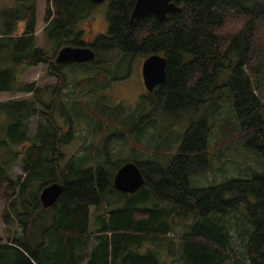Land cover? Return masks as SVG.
<instances>
[{
  "label": "trees",
  "instance_id": "16d2710c",
  "mask_svg": "<svg viewBox=\"0 0 264 264\" xmlns=\"http://www.w3.org/2000/svg\"><path fill=\"white\" fill-rule=\"evenodd\" d=\"M38 1L0 0V93H31L23 100L0 101L5 135L0 138L5 231V238L0 234V264H264V171L206 187L190 185L191 176L211 167L213 126L206 118L187 127L172 158L162 162L157 156L150 162L137 155L121 161H133L142 172L144 182L133 193L114 188L115 172L107 171L104 160L107 149L99 160L96 154L61 165V147L71 142L74 116L94 121L91 117L114 109L96 93L108 85L104 54L116 48L125 55L159 53L166 58V80L148 94L154 103L151 113L159 107L171 114L212 105L217 90L227 87L235 118L230 138L264 159V0H174L179 12L164 20L149 14L133 22L129 18L136 0H108L107 29L90 42L84 40L81 22L96 4L44 0L42 46L36 41ZM64 45L89 46L95 58L56 63ZM225 62L230 74L220 86ZM37 65L46 66L57 81L47 87L52 94L48 103L39 98L41 88L18 77L22 67ZM67 66L87 75L77 81L87 87L85 93L77 92V103L82 106L88 96L95 109L82 111L76 101L69 103L72 110L63 107L64 98L73 94L63 90ZM147 119L140 122L141 132ZM14 145L20 148L13 150ZM19 156L21 173L13 178ZM52 182L61 183L63 191L43 208L39 193ZM187 218L191 220L185 222Z\"/></svg>",
  "mask_w": 264,
  "mask_h": 264
},
{
  "label": "rangeland",
  "instance_id": "374dc122",
  "mask_svg": "<svg viewBox=\"0 0 264 264\" xmlns=\"http://www.w3.org/2000/svg\"><path fill=\"white\" fill-rule=\"evenodd\" d=\"M44 4V0H39L36 8V41L39 46H42L43 43L42 28L44 20L42 17ZM107 8L108 0L97 3L91 10L90 15L81 22L85 41L90 42L94 39V36L106 31ZM146 57L147 55L144 52L125 55L117 48L104 54L103 59L109 64L105 74L108 85L103 90L97 89V91L101 92H97L96 97L102 96L103 101L101 103L110 108L114 106V109L110 115L106 114L99 118L91 117L94 121L85 117L77 118L73 115L74 121L70 128L72 139L69 144L61 147L63 153L61 165L70 158L77 163L83 157L91 158V156L96 154L99 155L97 158L99 160L103 158V150L105 149L108 150V154L104 157V160L106 169L110 174L116 172L115 170L121 165L122 160L125 158L131 159L137 155H141L137 156L139 160L150 162L155 161L157 156H162L163 162L164 159L172 158L175 155L181 142V136L187 127L198 119L206 118L210 126H213L211 127L212 133L209 141V144L213 145L210 148L211 167L208 171L191 176V186L206 187L213 183H223L231 177L249 178L253 171H264V159L256 151L249 150L243 143L230 138L231 133L228 132V129H233L232 126L233 124L235 125L234 111L230 108L227 100L229 93L227 87L221 86L227 81L230 74V69H226L228 65L226 62L218 75L217 84L221 87L217 90V95L213 98L212 105L209 103L207 106L197 110H183L171 114L166 113L159 107L151 113L154 103H151L152 99L148 95L149 92L145 89L141 74L142 64ZM63 72L68 79L67 87L63 90L73 91L71 92L73 93L72 95L64 98V102L67 104H64L63 107L65 110H72L73 106L69 103L73 101L77 103V92L85 93L87 88L79 85L77 81L87 75L80 73L75 66H67L63 68ZM18 77L25 82H34L37 87L42 89L39 93V98L43 100V103H48L52 99L51 90L47 87L55 86L57 81L55 77L46 73V66H24L18 72ZM114 77L117 79H112ZM29 97H31V93H20L17 95L6 92L0 93V101L9 99L23 100ZM66 98H68L67 101H65ZM83 98V105L80 106L77 103V108L79 107L82 111H87L91 107L93 109L96 108L91 97L83 96ZM41 109L45 110L43 106ZM58 116L57 114L56 120L60 121ZM144 118H148V121L141 132L140 122ZM2 119L0 117V122ZM35 121L36 119L32 118L29 130L30 136L34 131ZM98 121L100 122V127ZM60 123L66 130L67 124ZM129 129L133 132H130ZM3 137L5 135L0 130V138ZM27 143L30 144V141L28 140ZM11 148L17 150L20 145H14ZM20 157L12 166L11 176L13 178L21 173ZM89 163L91 166L94 162L90 159ZM148 172H151V168L148 169ZM3 206L4 202L0 201V210ZM92 213L93 207L90 208L91 222L93 220ZM189 220L191 219L187 218L185 222H189ZM183 223L184 221L181 224ZM178 226L177 231H180V225ZM0 234L5 238L4 224L1 219Z\"/></svg>",
  "mask_w": 264,
  "mask_h": 264
},
{
  "label": "water",
  "instance_id": "95a60500",
  "mask_svg": "<svg viewBox=\"0 0 264 264\" xmlns=\"http://www.w3.org/2000/svg\"><path fill=\"white\" fill-rule=\"evenodd\" d=\"M94 4L103 0H91ZM181 7L174 0H136L129 18L130 22L141 19L149 14L159 20H164L168 13H176ZM95 58L94 50L89 46L61 47L55 57L56 63L76 62L84 63ZM166 58L159 53L148 55L142 64L141 74L143 84L147 92L163 84L166 80ZM144 182L142 172L133 161L122 163L113 175L114 188L122 193L135 192ZM63 191V185L52 182L39 193V199L43 208L51 207Z\"/></svg>",
  "mask_w": 264,
  "mask_h": 264
}]
</instances>
